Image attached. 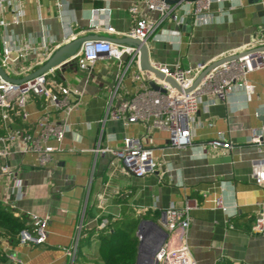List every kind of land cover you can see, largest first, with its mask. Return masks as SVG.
I'll use <instances>...</instances> for the list:
<instances>
[{
  "label": "crops",
  "instance_id": "0c3cea01",
  "mask_svg": "<svg viewBox=\"0 0 264 264\" xmlns=\"http://www.w3.org/2000/svg\"><path fill=\"white\" fill-rule=\"evenodd\" d=\"M137 1L63 0L58 8L56 0H11V7L20 3L17 25L12 24L17 16L10 7L0 11V21L7 23L16 37L39 41L44 31L59 43L65 40L62 46L84 40L58 69L64 83L80 94L79 105L69 118L71 131L60 152L45 169L36 167L34 156L15 161L23 188L21 198L15 200L16 210L48 220L46 241L42 246L10 247L0 239V247H10L22 264H72L67 252L82 226L81 231L95 232L90 243L83 246L77 264H99L96 235L102 222L126 214L162 225L168 207L190 205L185 243L195 264L223 260L264 264V232L254 229L257 217L264 218V185L256 183L254 174L255 167L264 166V144L259 149L248 143L250 130L264 127V113L257 115L264 91V69L247 75L255 91L246 106L217 102L207 107L204 103L209 97L202 98L192 124V147H170L169 134L148 123L103 121L122 68L116 61L101 58L87 73L79 69L77 58L83 45L97 38L116 46H130L126 39L137 16L129 9ZM212 13L215 21L180 30L174 42L147 41L150 64L213 65L241 51L264 47V26L258 25L262 16H255L251 0L225 1L221 6L214 3ZM126 60L123 56V62ZM141 70L138 55L137 63L125 73L113 104L135 94L138 84L133 75ZM221 135L231 148H207V154L201 156L200 145ZM125 138L131 147L152 149L153 160L160 165L156 171L136 178L111 154L92 152L99 146L121 148ZM5 190L1 181L0 201ZM219 198L234 211L232 216L216 208Z\"/></svg>",
  "mask_w": 264,
  "mask_h": 264
},
{
  "label": "built area",
  "instance_id": "2783aa9c",
  "mask_svg": "<svg viewBox=\"0 0 264 264\" xmlns=\"http://www.w3.org/2000/svg\"><path fill=\"white\" fill-rule=\"evenodd\" d=\"M225 1L233 3L235 0H138L129 9L137 17L128 37L145 45L150 39L172 42L178 38L179 31L185 28L188 20L191 26L196 27L215 21L212 5L216 3L221 6ZM19 4L11 7V0H0L1 12L10 7L17 16L12 22L15 25L19 23L21 16ZM63 4V0H56L58 8ZM141 8L151 16L143 15ZM7 28L8 24L0 21V68L11 79L19 80L31 75L43 67L65 43V40L62 43L55 41L44 31L39 41L19 38ZM138 55V49L132 46L121 47L106 40H94L83 45L77 58V66L90 73L101 58L116 61L118 67L122 68V74L110 93L103 121L117 120L125 125L148 123L155 129L166 131L169 134V146L178 150L193 146L192 124L203 103V97L210 99L204 103L207 107L217 102H224L231 107L246 106L255 91V86L248 81L247 75L264 69V49L241 51L234 55L236 58L213 67L201 62L187 67L180 63L152 64L165 78L171 79L175 86L149 71L141 70L133 75L138 84L135 94L128 99L120 98L113 104V100L119 97L125 73L132 63H137ZM123 56L127 57L125 62ZM58 69L59 65L21 83L10 82L0 76V182L3 181L6 185L0 202L14 210L15 200L21 198L23 190L15 161L34 156L36 167L47 168L54 154L60 152L65 136L71 131L69 118L79 105L80 94L64 83L58 75ZM204 71L203 77L194 85ZM149 82L159 89H152ZM261 113H264V91L260 96V112L257 115ZM248 143L260 149L264 144V127L252 128ZM207 148L228 150L231 143L221 135L200 145L201 156L207 154ZM92 152L111 154L136 178L151 174L160 166L153 160L152 149L131 147L126 138L121 148L99 146ZM254 170L256 183L264 185V166H257ZM215 205L228 216L234 214L222 198L215 200ZM190 210L191 206L186 205L183 208L170 206L164 211V221L160 226L166 237L152 259L142 264H195L185 243ZM27 219L30 226L19 231L18 245L42 246L47 237L48 220L34 213L28 214ZM107 224L106 221L102 222L98 225V230L106 228ZM81 228L79 226L73 248L67 252L71 261L75 259ZM254 229L264 232V218L261 215L257 217ZM136 236L139 241L141 235L136 232ZM3 251L11 264H22L10 247L5 246Z\"/></svg>",
  "mask_w": 264,
  "mask_h": 264
},
{
  "label": "trees",
  "instance_id": "16d2710c",
  "mask_svg": "<svg viewBox=\"0 0 264 264\" xmlns=\"http://www.w3.org/2000/svg\"><path fill=\"white\" fill-rule=\"evenodd\" d=\"M145 217V216H144ZM140 217L123 215L119 219L109 220L106 228L97 231L99 264H135L138 238L136 232L141 222ZM27 216L0 202V239L6 240L10 247L18 244V233L29 227ZM95 230L81 231L75 259L78 263L82 248L90 243ZM0 264H11L0 247ZM217 264H233L227 260Z\"/></svg>",
  "mask_w": 264,
  "mask_h": 264
},
{
  "label": "water",
  "instance_id": "95a60500",
  "mask_svg": "<svg viewBox=\"0 0 264 264\" xmlns=\"http://www.w3.org/2000/svg\"><path fill=\"white\" fill-rule=\"evenodd\" d=\"M252 3L255 4V16H262V19L260 22H258V25L264 26V4L260 2L259 0H251ZM191 29L190 20L186 22V26L184 30L189 31ZM93 40H98L93 39ZM130 46L137 48L139 52V62L141 69L143 71H149L153 73L156 77H159L161 79H165L167 82L171 83L173 86H175V83L169 79L165 78L162 74H160L156 69H154L150 62H149V55H148V49L145 43L137 40V39H126ZM84 42V40H77L72 43H69L67 45H64L60 47L58 50H56L51 58L47 61V63L39 68L37 71L32 73L31 75L23 78V79H11L5 75L3 70L0 68V76L7 81L15 82V83H21L23 81H26L27 79H31L37 75H40L44 73L45 71L58 66L61 64L62 61H64L69 55L73 53V51ZM264 47L258 50H263ZM231 58H236L235 56L229 57L226 59H222L215 64L211 65V67L216 66L220 63H223L224 61H227ZM207 71V70H206ZM204 71L198 79L195 81L194 85L203 77L205 74ZM149 86L152 89L158 90L159 88L152 82L148 83ZM263 121V119H261ZM137 232L141 235V239L138 241V247H137V256H136V263L135 264H142L144 262H148L152 259L155 251L157 250L158 246L163 242V240L166 237V233L163 230V228L156 222L153 221H141Z\"/></svg>",
  "mask_w": 264,
  "mask_h": 264
}]
</instances>
